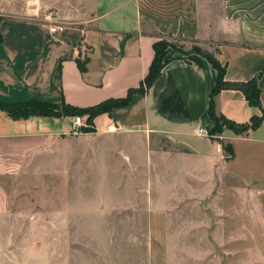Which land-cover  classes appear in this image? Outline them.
I'll return each instance as SVG.
<instances>
[{"label": "crops", "instance_id": "crops-1", "mask_svg": "<svg viewBox=\"0 0 264 264\" xmlns=\"http://www.w3.org/2000/svg\"><path fill=\"white\" fill-rule=\"evenodd\" d=\"M49 14L64 31H49ZM0 31L3 101L93 107L135 90L127 105L98 114L94 126L96 140L103 141L99 150L112 163L103 186L109 198L142 204L150 215L149 264H179L169 244L171 215H205L206 264L217 247L228 252L230 264H264V119L246 133L224 128L212 138L209 110L218 70L179 45L168 48V62L150 89L137 91L154 43L174 37L215 46L226 80L262 74V108L237 89L216 97L217 112L236 123L262 114L264 0H0ZM85 122V116L14 119L0 109V173L19 171L36 153L82 132ZM12 204L0 181L2 252ZM32 224L12 264H53L52 231ZM188 225L190 235L201 228L197 220ZM12 227L13 235L25 236L24 222ZM37 237L46 238L44 244Z\"/></svg>", "mask_w": 264, "mask_h": 264}, {"label": "rangeland", "instance_id": "rangeland-1", "mask_svg": "<svg viewBox=\"0 0 264 264\" xmlns=\"http://www.w3.org/2000/svg\"><path fill=\"white\" fill-rule=\"evenodd\" d=\"M170 41L184 52L200 47L217 57L213 45L184 43L174 37ZM85 117L84 131L70 134L36 153L14 175L0 173V181L13 199L10 215L14 217L8 221L10 230L4 237L5 251L0 250V264H12L14 250L30 233L29 221L32 225L37 222L38 230L43 227L52 231L47 240H51L53 264L150 263V215L142 204L113 203L109 198L108 188L103 186L112 177L110 156L99 150L103 141L96 140V131L89 130L92 125ZM120 175H124L123 171ZM170 217L169 244L177 262L206 264L205 215ZM190 220L201 225L193 235L189 233ZM21 221L25 223V236L13 235V224ZM45 239L37 237L36 241L44 244ZM227 253L217 247L209 254L214 259L212 264H222V255L223 264H230Z\"/></svg>", "mask_w": 264, "mask_h": 264}, {"label": "trees", "instance_id": "trees-1", "mask_svg": "<svg viewBox=\"0 0 264 264\" xmlns=\"http://www.w3.org/2000/svg\"><path fill=\"white\" fill-rule=\"evenodd\" d=\"M2 40L3 36L0 31V43ZM171 46L177 47L176 44L166 38H161L154 43V59L150 65L148 74L142 81L140 88L137 89L138 92L145 94L161 75L163 68L168 62L166 59L167 50ZM192 51L203 54L218 70L217 83L211 92L209 110L210 117L215 122V125L209 130V135L215 139L218 135L222 134L224 128L232 129L236 133H246L249 130L256 129L260 126L264 119V110H262V114L253 116L248 123H236L217 112L216 97L223 89H237L245 94L250 105L262 108L260 98L262 89L259 86V80L262 74H258L256 77L248 81H229L225 79L226 66L222 65L217 57L204 52L200 47H193ZM81 67L83 68L82 65ZM134 91L135 90L133 89L130 90L129 95L126 98L111 99L93 107H77L66 102L58 104L33 98L28 101L14 103L0 99V109L7 112L8 115L14 119L27 118L30 116L83 117L87 115V122H90L92 125V128L89 130L96 131L94 126L95 117L100 113L110 111L112 108L127 105L131 101ZM82 130L84 131L85 127H83Z\"/></svg>", "mask_w": 264, "mask_h": 264}, {"label": "built area", "instance_id": "built-area-1", "mask_svg": "<svg viewBox=\"0 0 264 264\" xmlns=\"http://www.w3.org/2000/svg\"><path fill=\"white\" fill-rule=\"evenodd\" d=\"M53 16V14H49L47 16V18L51 21L49 24H48V28H49V31L53 34H57V33H60L62 31H64L65 29V26L61 23H58L56 22L55 20H53L51 17Z\"/></svg>", "mask_w": 264, "mask_h": 264}]
</instances>
